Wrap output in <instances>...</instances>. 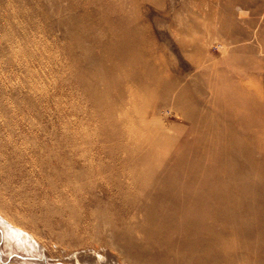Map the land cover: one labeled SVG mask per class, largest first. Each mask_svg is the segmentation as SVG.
<instances>
[{
  "label": "rangeland",
  "instance_id": "374dc122",
  "mask_svg": "<svg viewBox=\"0 0 264 264\" xmlns=\"http://www.w3.org/2000/svg\"><path fill=\"white\" fill-rule=\"evenodd\" d=\"M211 183L264 211V0H0V264H264V215L155 214Z\"/></svg>",
  "mask_w": 264,
  "mask_h": 264
},
{
  "label": "bare ground",
  "instance_id": "6f19581e",
  "mask_svg": "<svg viewBox=\"0 0 264 264\" xmlns=\"http://www.w3.org/2000/svg\"><path fill=\"white\" fill-rule=\"evenodd\" d=\"M127 38H125V37H118V39H117V49H118V51H117V53H116V49H114V51L112 50V49H110L109 51H108V53H112V51H113V54H111L114 58H117L118 60H122L123 58L124 59H128L129 57H128V54H130V44H128V39L126 40ZM112 50V51H111ZM128 63V62H127ZM132 64V63H131ZM227 100H229V99H227ZM231 101V100H230ZM228 102V101H227ZM230 103V102H229ZM231 105V103L230 104H228L227 105V107L229 108V106ZM227 107H225V108H227ZM232 123H234V122H232L231 121V123L229 124L230 125V127H231V124ZM228 125V126H229ZM234 125V124H233ZM228 128V127H227ZM248 133H250V132H248ZM231 133H229L227 136L225 135L224 136V140H222V141H224L225 143H226V148L227 149H223L224 150V154H225V156L224 157H220L221 156V154H220V150H219V157L220 158H218V156H217V158H215V160L214 161H217V163H218V165H219V167H218V169L220 170V172H221V174L225 177L226 176V178L227 179H235V178H239V176H241L240 175V171L239 170H237V171H234L233 173L232 172H230L228 169L230 168L229 166L231 165V166H235L234 165V162H235V159L234 158H242L244 155H243V153H244V151H243V145H245V144H240V142H239V138L236 136V135H230ZM236 134V133H235ZM250 141V140H249ZM223 142V143H224ZM242 142V141H241ZM248 142V141H247ZM243 143V142H242ZM246 146V145H245ZM244 146V147H245ZM248 147H250V146H248L247 145V147H245V154L248 156H250L251 158H252V156H251V151L248 149ZM253 147V146H252ZM254 152V151H253ZM224 154H222V155H224ZM248 165H246V167H247ZM255 168V167H254ZM245 169V168H244ZM253 169V166H249L248 167V170L250 171V173H252V170ZM229 171V172H228ZM236 172V173H235ZM230 173V174H229ZM211 178L214 180L215 179V175L213 176V175H211ZM153 185V184H152ZM209 190L207 191V194H208V197L209 198H211V199H213L214 200V203L212 204V208L211 209H208V207H207V204H206V202H199V204L197 205V206H195V205H193L194 203H192V201L193 200H191V201H188L187 199L184 201V202H182V203H177L175 200H173V198H172V195L169 193V197H168V199L166 198L165 200H163V201H161L160 199L158 200V198H154V201H156V202H159V201H161V206L162 207H164L165 209H166V211H163V210H161L160 209V211H159V209L158 210H155V214H159V215H166V213H167V211L168 210H173V209H176V208H187V209H191V210H189L190 211V213H192V214H189L188 215V217H185V219L188 221V224H191V226L193 225H195V227H196V224L197 223H199V222H201V221H204V220H206V219H212V221H213V223H215V222H217V223H224V224H226L225 222H230V220L232 221V220H234V224H239L238 222H248V221H254V219H255V221H257V219L259 218V217H261L262 215H264V211H262V210H259V208H257V207H255V206H253V205H250L249 206V208L247 207V208H242V206H244V205H242V206H240V205H236V206H231V205H229V204H227L228 202L229 203H233L232 201H231V197L229 198L227 195H225L224 193H223V191L221 190V188L220 187H218V191L216 192V188H217V186L216 185H214L213 183H211V184H209ZM214 186H216V187H214ZM232 187V186H231ZM236 189V188H235ZM239 189V188H238ZM237 190V189H236ZM241 190V189H240ZM239 191V190H238ZM171 192H173V191H171ZM177 192V191H176ZM216 192V193H215ZM240 192H242V191H240ZM239 192V193H240ZM212 193H215L214 195H212ZM233 193H235V192H233ZM237 193V192H236ZM235 193V194H236ZM74 194V193H73ZM172 194H174V193H172ZM192 194V193H191ZM176 195H177V193H176ZM237 195H238V193H237ZM154 196H156V195H154ZM161 196V195H160ZM159 197V196H158ZM176 197V196H175ZM178 197V196H177ZM184 197V196H183ZM182 197V198H183ZM108 198V197H107ZM106 198V199H107ZM110 199V198H109ZM192 199V198H191ZM176 203H175V202ZM194 202H195V199H194ZM185 206V207H184ZM195 206V207H194ZM145 209H147V210H144L146 213H147V215L149 216V214H148V211H149V208H145ZM183 209H179L181 212L183 211ZM186 209V210H187ZM189 211H187V212H189ZM257 211L259 212V213H257ZM181 212H179V213H181ZM257 213V214H256ZM186 215H187V213H186ZM175 217V216H174ZM180 217V216H179ZM184 217V216H183ZM150 218V217H149ZM124 219V218H123ZM173 219V218H172ZM172 219H169V222H170V220L172 221ZM175 219H177V218H175ZM157 220V219H156ZM174 220V219H173ZM184 220V219H183ZM209 221V220H208ZM208 221H207V223H206V225H208L209 223H208ZM225 221V222H224ZM181 222H183V221H181ZM157 223H158V221H157ZM172 223V222H171ZM152 224V223H151ZM159 224V223H158ZM5 225V224H4ZM7 225V224H6ZM10 225V224H9ZM185 225V224H184ZM184 225H181V226H184ZM201 225V224H200ZM205 225V226H206ZM164 226V225H163ZM173 225H171L170 227H172ZM161 227V226H160ZM185 227V226H184ZM207 227V226H206ZM165 228V227H164ZM177 228V227H176ZM179 228V227H178ZM181 228V227H180ZM199 228V227H198ZM201 228V227H200ZM6 230H8V231H6V236L7 237H9V238H12L13 239V241H16V242H18V243H20V244H22L21 242H25L26 240L28 241L29 239H28V237L25 235V234H21V233H23L22 231H20L19 229H16L15 227H10V228H5ZM4 229V230H5ZM184 229V228H183ZM153 230V229H152ZM156 230V229H155ZM173 230V229H172ZM165 231V230H164ZM163 231V232H164ZM167 231V230H166ZM9 232H10V234H9ZM125 232V231H124ZM187 232V231H186ZM150 233H152L151 232V230H150ZM155 233H157V232H155ZM154 233V234H155ZM162 233V232H161ZM189 233V232H188ZM187 233V234H188ZM191 234H195V232H190ZM148 234H149V232H148ZM153 234V233H152ZM154 234L152 235V236H154ZM157 234H159V232L157 233ZM167 234V233H166ZM19 235L21 236V239L20 240H18V238H16V237H19ZM149 235H151V234H149ZM156 235V234H155ZM162 235V234H161ZM164 235V234H163ZM185 238H187L186 237V235H185ZM6 240V239H5ZM183 240V239H182ZM12 241V242H13ZM184 241H185V239H184ZM13 245V244H12ZM11 245V246H12ZM24 245V244H23ZM184 245V244H183ZM17 246H18V244H17ZM26 247V246H25ZM24 247V248H25ZM27 248V247H26Z\"/></svg>",
  "mask_w": 264,
  "mask_h": 264
}]
</instances>
